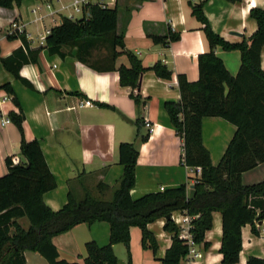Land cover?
I'll return each instance as SVG.
<instances>
[{
  "label": "crops",
  "instance_id": "0c3cea01",
  "mask_svg": "<svg viewBox=\"0 0 264 264\" xmlns=\"http://www.w3.org/2000/svg\"><path fill=\"white\" fill-rule=\"evenodd\" d=\"M46 0H22L11 9L0 7V57L7 58L22 49L29 59L19 70V79L6 71L0 62V87L8 84L13 94L0 88V177L7 174L6 159L13 163L24 161L20 155L22 138L37 141L54 177L56 187L43 195V201L52 211L60 210L70 193L76 200L85 195L110 200L123 175L118 162L117 148L121 143L137 142L135 121L141 119L152 126L145 143L138 146L135 184L130 191L132 199L182 184L189 190L195 179L192 169L182 163L183 142L173 129L164 108L167 102H178L180 93L177 77L182 75L189 83L199 78L198 56L209 51L208 42L201 31L202 25L192 16L191 5L202 4V12L212 31L228 43H240L257 30L250 18L253 8L264 9V0H116L118 35L123 36V53H132L144 68L155 63L164 64L172 73L170 81L159 79L146 70L139 80L138 90L121 86L117 69L129 67L126 54L114 61L113 71L97 72L76 57V49L61 48L62 55L51 54L44 48V40L51 28L60 23L61 15L45 7ZM58 7V5H54ZM78 18H81L80 16ZM179 33L177 41L167 47L152 41L153 36H166L168 29ZM10 34H23L20 39L8 40ZM37 53L29 55V51ZM117 51H120L117 49ZM227 71L236 76L241 66L239 51L214 49ZM105 51H95L93 59ZM264 72V46L260 54ZM138 93L144 104L136 106L130 94ZM17 102V104L14 102ZM90 101L91 107L80 106ZM13 113L21 115L22 133L9 119ZM202 144L208 151L210 162L217 166L234 132L235 127L218 117L202 119ZM264 179V163L242 173L245 186ZM99 186L106 187L100 191ZM184 213L171 214L174 221ZM212 228L205 233L203 244L190 246L198 257L190 254L179 264H222L221 215L214 212ZM18 223L27 229V218ZM165 220L148 225L157 242L155 254L141 247V231L131 227L130 263L162 264L166 250L171 246L172 234L164 231ZM176 224V223H175ZM179 237L187 232L182 227ZM256 230V229H255ZM13 232V230H12ZM242 249L236 264H246L248 257L264 260V238L252 232L250 225L241 228ZM95 242L105 246L109 241V225L96 222L80 224L52 238L60 259L84 264L85 244ZM117 264H128L127 250L122 244L112 247ZM26 264H47L38 253L25 252Z\"/></svg>",
  "mask_w": 264,
  "mask_h": 264
},
{
  "label": "trees",
  "instance_id": "16d2710c",
  "mask_svg": "<svg viewBox=\"0 0 264 264\" xmlns=\"http://www.w3.org/2000/svg\"><path fill=\"white\" fill-rule=\"evenodd\" d=\"M22 0H0V7L11 9ZM237 3L240 0H225ZM192 16L202 25L209 51L198 56L199 78L189 83L182 75L177 77L180 100L167 102L164 108L176 134L183 142L182 163L191 169L201 168V175L194 179V195L182 184L163 192L149 193L132 199L130 191L135 184V168L138 146L148 140L144 134V123L135 121L137 142L121 143L117 148L118 162L123 166V175L110 200H100L85 195L76 200L70 193L67 202L58 211H52L43 201V195L56 187L39 143L26 142L22 138L20 155L24 161H5L7 174L0 177V264H26L24 253L34 252L43 257L47 264H78L60 259L52 238L63 234L77 225H92L106 222L109 225V241L99 246L91 241L85 244L84 264H117L112 247L122 244L127 250L130 263L131 227L141 231V247L155 254L157 242L148 230V225L164 219L163 229L172 234L171 246L161 259L162 264H179L189 254L188 241L179 237L180 229L168 216L175 211L192 218L188 233L192 245L205 242L206 231L212 228V215H221L222 239L220 253L222 264H236L242 249L241 228L250 225L257 233L255 222L264 221V179L257 184L245 186L241 182L244 172L264 163V72L260 66V54L264 46V9L253 8L249 12L257 24V30L248 39L231 44L216 35L203 15L202 4L191 5ZM60 23L51 28L45 37L44 48L51 54L61 53L63 46L76 49L77 59L88 64L97 72L115 70L113 64L121 54H126L130 66L117 69L121 86L138 90L140 76L151 70L164 81H170L171 71L157 62L144 68L132 53H123V36L116 32L117 8H100L91 5L86 16L77 19L62 17ZM179 33L170 28L166 36H153L152 41L167 47L179 39ZM20 39L26 44L23 34H10L8 40ZM239 51L241 66L232 76L214 49ZM120 50V51H117ZM105 51L93 59L95 51ZM37 50L29 51V55ZM4 69L19 79V70L29 62L22 49L7 58L0 57ZM13 94L11 87H0ZM136 106L144 101L136 93L130 94ZM14 102H17L14 99ZM221 118L235 127V132L217 166L210 162L208 151L202 144V119ZM11 122L22 133L21 115L11 113ZM100 191L106 187L99 186ZM27 218L29 226L23 229L18 220ZM13 230V232H12ZM246 264H264L263 259L248 257Z\"/></svg>",
  "mask_w": 264,
  "mask_h": 264
},
{
  "label": "built area",
  "instance_id": "2783aa9c",
  "mask_svg": "<svg viewBox=\"0 0 264 264\" xmlns=\"http://www.w3.org/2000/svg\"><path fill=\"white\" fill-rule=\"evenodd\" d=\"M54 5H58V7H54ZM91 5H97L100 8H115L116 0H46L45 7L51 12L55 14H59L62 17H66L68 19H77L79 16H86L87 9ZM49 34V31L47 32ZM80 106L83 107H91L92 103L90 101H84L80 103ZM147 127L149 133L152 131V126L148 123H144ZM196 178H199L201 175V168L197 167L192 169ZM194 182V181H193ZM160 191H164V188H160ZM192 218L183 215L181 219L175 220V223L186 230L187 234L184 236V239L188 241L189 246H192L191 237L188 233L190 223ZM254 227L259 236L264 238V221L255 222ZM189 254L196 258L198 257V253H195L194 250L190 247Z\"/></svg>",
  "mask_w": 264,
  "mask_h": 264
},
{
  "label": "water",
  "instance_id": "95a60500",
  "mask_svg": "<svg viewBox=\"0 0 264 264\" xmlns=\"http://www.w3.org/2000/svg\"><path fill=\"white\" fill-rule=\"evenodd\" d=\"M193 195H194V190H193V188H192V186H191L190 189H189V198H192ZM168 218L170 219L171 216H168Z\"/></svg>",
  "mask_w": 264,
  "mask_h": 264
},
{
  "label": "rangeland",
  "instance_id": "374dc122",
  "mask_svg": "<svg viewBox=\"0 0 264 264\" xmlns=\"http://www.w3.org/2000/svg\"><path fill=\"white\" fill-rule=\"evenodd\" d=\"M103 200H106V199H103Z\"/></svg>",
  "mask_w": 264,
  "mask_h": 264
}]
</instances>
